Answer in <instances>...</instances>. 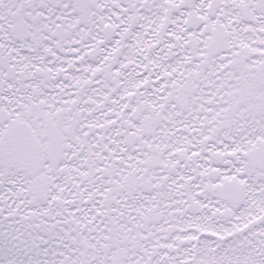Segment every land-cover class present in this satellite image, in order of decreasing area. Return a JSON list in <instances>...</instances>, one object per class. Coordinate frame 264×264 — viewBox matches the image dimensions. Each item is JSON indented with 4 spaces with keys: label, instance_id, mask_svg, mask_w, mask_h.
<instances>
[{
    "label": "snow or ice",
    "instance_id": "1",
    "mask_svg": "<svg viewBox=\"0 0 264 264\" xmlns=\"http://www.w3.org/2000/svg\"><path fill=\"white\" fill-rule=\"evenodd\" d=\"M0 264H264V0H0Z\"/></svg>",
    "mask_w": 264,
    "mask_h": 264
}]
</instances>
